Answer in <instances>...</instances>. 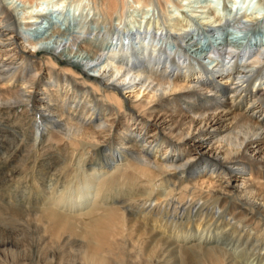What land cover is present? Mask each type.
Listing matches in <instances>:
<instances>
[{
	"label": "bare ground",
	"instance_id": "obj_1",
	"mask_svg": "<svg viewBox=\"0 0 264 264\" xmlns=\"http://www.w3.org/2000/svg\"><path fill=\"white\" fill-rule=\"evenodd\" d=\"M262 4L247 16L248 6L237 8L235 0H194L185 26H155L143 17L107 38L105 22L116 17L119 25L126 8L149 11L153 1L0 0V109L23 106L34 118L36 158L44 146L63 144L70 158L61 170L76 157L81 171L76 200L55 189L52 174L53 186L44 188L59 197L49 196L46 208H10L16 221L41 222L33 228L40 242L29 244L26 229L0 225V264H173L177 256L183 264H240L241 248L264 232V42L247 36L226 48L232 39L224 37L202 53L189 52L201 31L262 24ZM113 139L116 149L108 148ZM129 170L150 189L126 201L112 198L110 187ZM208 202L221 203V211L233 207L228 230L246 223L235 241L184 230L171 238L179 219L200 214ZM81 204L93 217L90 231L47 208Z\"/></svg>",
	"mask_w": 264,
	"mask_h": 264
},
{
	"label": "rangeland",
	"instance_id": "obj_2",
	"mask_svg": "<svg viewBox=\"0 0 264 264\" xmlns=\"http://www.w3.org/2000/svg\"><path fill=\"white\" fill-rule=\"evenodd\" d=\"M152 1H153V6L152 8L149 9V11H147L145 8L138 7V6L126 8L124 11L123 21L119 25H117L118 21L116 17H114V20L112 21L108 20V22H105L106 23V28L104 30L106 34L105 36L108 38V36H110V34H112L115 31L130 28L132 24L138 23L143 17L146 18V19L144 18L145 20L150 19L151 21H153V24L155 26H160V27L170 26L171 27L173 25L175 26L176 24L185 26L187 22L186 20L188 19L189 14H190L187 10L191 8L189 7V5L191 6L194 3V0H189L191 4L188 2V5L183 4V2L176 3L175 0L174 1L173 0H166V1L160 0L161 5L163 7V12H162L160 8L158 7V5H156L158 4L157 1L156 0H152ZM168 1L170 3H166ZM228 1L229 0H224L225 3H228ZM235 6L237 8L248 6V10H246L247 16H252L254 15L255 12L259 10L261 12L263 10L262 0H235ZM238 18L239 20L243 21L241 14H238L237 19ZM100 20H101L100 22H102V19ZM244 23L246 25L245 30L238 29V28L234 29L230 27L229 25H226V26L221 25L222 29L221 27L218 30L209 28L205 32L201 31L200 33L201 35L199 34L197 37H194L192 41L193 44H191L192 45L191 50L193 52L191 53L189 52V54L195 55L194 52L202 53L203 49L209 44V42H213V41L223 42L224 37L231 38L236 44L241 42V40L245 39L247 36L250 39H253L254 42H256L257 40H261V39L264 42V38H263L264 37V24H263L264 22L261 24L259 23V20H256V21L254 20L251 22L245 21ZM132 34H135V33H132ZM91 37H95L94 34H92ZM98 37L100 38L101 35H99ZM37 54L39 55L40 52H37ZM59 65L64 66V63L59 62ZM82 77H85V75ZM38 79L39 80H37V83L39 84H43V82L46 84V82L48 81L47 78L39 77ZM41 81L43 82L41 83ZM22 110H23V106H20L16 108L15 111H11V112H9L7 109H3V110L0 109V225L2 227L1 230L5 228L6 230L10 232L11 230H13L12 226L15 228H19V229H22V228L26 229L28 232L29 244H33L34 240L36 243L40 242V239L39 238L35 239V236H38L37 231H38V228L40 227L39 225L41 224V222H37L36 220H35L36 222L33 221L32 223L26 222V220L24 219H26L27 217H23V219H19V220L17 219L16 221V218L13 217V215L9 213L10 208L16 211H19V212H22V211L25 212L28 210H38L39 208L40 209L46 208V206H44L46 199L50 197H59V196L53 195L49 191H46V189L44 188L48 186L49 184H52V182H48V179H49L48 177L51 176L52 174L55 175V177L53 176L55 180L54 181L55 189L57 191L59 189H62L63 192H65L64 196L66 197L68 201L73 200V199L76 200L77 199L76 188L79 185L78 183L79 178L75 176L80 175L81 171L77 166L78 160L76 159V157L75 158L72 157V159H70V165L67 166V168H64L61 170V168L64 167L63 161L67 159L69 161V158H70L67 155L69 154L68 149L63 144L57 145L54 148H50V149H47L48 147L46 148L44 146L45 150L44 148L39 150L38 153L40 154V157L38 158H36L35 155L30 152L31 145L33 143L32 138H33L34 118L28 117L25 113H23ZM118 146L119 145L116 143V140L113 139V141L110 142V145H108V148L116 149L118 148ZM97 159L98 160L94 161L93 164L96 165L99 163L100 158L98 157ZM134 177L135 175L133 174L131 170L126 172V175L123 177L124 179L120 178V176L117 177V179L115 180L116 183L110 187V191H111L109 192V194L111 193L110 196L113 198L114 196L120 195L118 196L119 200L126 201V199H129L128 197L131 194L132 195L138 194L140 192L145 193L150 189V187L146 184L145 180H143L144 178H139L138 180V178H134ZM121 180H123V182ZM56 182H59V184L62 183L63 185L56 184ZM126 185H130V186L126 187ZM146 186L149 189L146 188ZM107 195L108 193L105 194V196ZM65 197H64V200H65ZM83 198L84 197H82V200H85ZM214 205L216 206V203L210 202L209 204H206L205 208L203 207V209L199 211V213L201 212L200 213L201 215L198 214L197 212L193 216L194 218L192 217V215L189 216L190 214H187L186 218L187 217L188 218L187 219L184 218L186 221L183 219L182 223H181V220L179 219L178 221L180 222V226L176 228L175 234L174 232H170V235H172L171 238H173V236H175L176 234H179L180 231L184 230L186 232L188 231L189 233H192L195 236L202 235L203 233L209 234V232H211V235L213 237L221 236V241L226 240V237L229 239L233 238V240L235 241L238 238L237 235L235 236V233L237 232L238 235H240L243 231V227H244L243 225H246V223H243V224L238 223L239 225L236 223L235 224V226H237L236 228L228 230L227 229L228 227L226 224L229 221V219H231V216H232L231 213L233 212L232 211L233 207L229 204H226V206L224 205L225 208L223 207L224 210L221 211L222 205L221 203H219L217 206L219 208L218 209L219 214L215 215L217 207H214L215 208L214 210L213 208ZM61 207H62L61 205L60 206H53V205L47 206L48 209L50 208L54 212L64 216L63 221H67L68 223L71 222L70 224L74 228H78L82 231L92 230L90 221L91 219H93V217H91L90 215L89 216L87 215L86 213L87 207L85 206V204L78 205L77 208L73 207L74 210L73 208H71V211L70 209L68 210L67 208H64V207L61 208ZM234 211H235L234 213H236L235 216H237L239 210H234ZM220 212H222L223 214H221ZM162 215H164L166 218H169L171 216H176V214L171 215V213H160L159 217H161ZM28 219L30 221V220H33L34 218L30 216L28 217ZM230 222H235V220L230 221ZM34 223H36V226ZM197 226L199 227V229ZM249 227L250 226L247 227L248 229L245 228V234L248 231H250V228H253V225L252 227L250 228ZM33 228L36 229L37 231L34 230ZM262 229L264 230V228ZM223 230H226L228 233H225V234L223 233V235L221 234L219 235V233ZM20 231L17 232V235H18V238L21 239L22 234L20 233ZM257 234L261 236V239L259 235H257L256 238L251 237L246 242V246H243L242 248L240 247L241 250L243 251L241 255L242 260L240 261V264H246L245 261L251 258H255L256 264H264L263 263L264 262V258H263L264 232L263 234H260V233H257ZM35 249L36 248H34V250ZM125 252H126V255L128 254L127 257L130 260L131 259L135 260L134 259L135 256L132 257L134 254H136L134 250L130 251V249H127ZM245 254H247L246 257L248 256L249 259L245 260L246 257L243 258ZM177 263L183 264V261L179 259L178 256L176 257V261L173 264H177ZM32 264H34V261Z\"/></svg>",
	"mask_w": 264,
	"mask_h": 264
}]
</instances>
